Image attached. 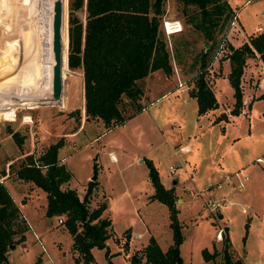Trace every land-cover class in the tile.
Listing matches in <instances>:
<instances>
[{
  "label": "rangeland",
  "instance_id": "1",
  "mask_svg": "<svg viewBox=\"0 0 264 264\" xmlns=\"http://www.w3.org/2000/svg\"><path fill=\"white\" fill-rule=\"evenodd\" d=\"M227 1L235 18L231 17L215 30L211 43L187 21L190 14L196 13L195 6L185 5L182 0H165L164 19L178 20L181 25L180 31L165 37L172 73L165 75L156 70L139 79L143 94L140 98L144 105L142 110L125 123L104 130L101 123L91 120L82 123L79 129L77 127L84 118L82 74L79 70L63 68L62 105L44 99L50 92L45 67L50 62L51 74L52 50L48 43L52 40V27L47 17L52 23V0H0V112H4L6 117L5 120L0 116V175L2 170L8 171L10 162L15 165L27 153L36 156L58 139L63 143L57 155L62 157L71 173L62 187H72L82 197L86 175L89 180L93 171L98 170V180L103 189L99 188L94 193V186L89 206L94 207L103 200L106 202L102 215L111 219V233L107 239L110 260L107 261L103 248L93 247L94 261L87 264H128L131 253L141 252V248L132 249L130 244L127 245L128 229L136 234L145 226L153 236H157L162 248L171 242L167 217L158 206L161 204L158 200L147 203L144 197L151 184L147 179L146 164L138 162L137 157L152 161L165 187H170L176 179L174 194L176 198L184 199L178 203L176 216L183 235L179 252L185 264H223L224 224L231 255L246 264H264V163L254 158L258 155L264 159V96L254 98L249 107L244 104L250 98L251 90L258 87L262 74L258 70V66H262L258 56L245 60L239 77L242 105L228 121L212 122L211 113L232 107L234 98L227 76L216 78L214 90L218 106L212 111L197 114L195 99L191 97L186 101L185 98L198 66V63L191 65L197 53L211 46L208 58L213 56L206 62L205 76L212 88L218 64L226 58L223 52H218L219 45L236 46L248 39L249 34L264 29V0ZM66 3L65 0V30ZM76 14L83 22L84 11L78 10ZM38 38H41L39 43L35 41ZM175 44L178 46L177 54L183 60L179 63L174 57ZM47 46L50 52L42 53V48ZM32 49H38L40 54L36 56ZM229 68L227 62L225 70ZM260 90L262 87L256 93ZM13 131L21 137L19 145L11 135ZM177 143H186L201 166L205 165L201 168L195 165L191 179L187 178L177 158L186 152L172 153L174 145L177 150ZM169 165L174 166V173L169 172ZM240 165L241 173L246 174L248 180L243 189L227 194L226 199L235 201L219 208L224 216L218 219L217 211L209 212L202 206L196 189L202 188L201 184L207 181L218 179L219 170H233ZM7 174L1 180L17 204L19 218L26 226L24 239L18 241L16 235L15 241L7 248V264H74L73 258L77 253L71 249V238L62 221L52 216L51 228L48 229L46 216L42 214L45 193L31 181L16 178L12 172ZM250 183L252 191L247 186ZM222 189L213 188L212 192L218 194ZM174 204L176 206V199ZM242 207L244 211H241ZM219 227L224 231L221 240L215 237ZM139 236L133 237L132 245H139L142 239L138 240ZM212 241L218 249L213 248ZM204 247L217 251L214 258L203 259L201 249ZM57 248L63 251L60 256L56 254ZM141 262H144L143 257Z\"/></svg>",
  "mask_w": 264,
  "mask_h": 264
},
{
  "label": "trees",
  "instance_id": "2",
  "mask_svg": "<svg viewBox=\"0 0 264 264\" xmlns=\"http://www.w3.org/2000/svg\"><path fill=\"white\" fill-rule=\"evenodd\" d=\"M164 2L165 0H67L66 33L65 24L63 29L64 51L67 42V66L79 70L82 74L83 122L91 120L101 123L104 130L122 124L144 107L140 103L143 94L138 80L155 70H161L165 75L172 73L171 56L165 38L167 34L162 28V20L165 18ZM182 2L195 6L196 13L190 14L187 21L192 23L206 40H211V43L214 41L215 30L220 29L233 15L227 0ZM78 10L84 11L83 22L76 14ZM50 20L48 16L47 21L51 27ZM39 40L41 41V38L35 39L37 43ZM49 45L51 47V43H48ZM48 46L42 48V53L50 52ZM177 47L175 44L173 49L176 50L174 55L181 59H177L179 63L183 60L177 54ZM228 48L230 52L224 56L229 61L227 78L234 98L230 112L237 114L242 105L239 77L245 60L257 53L264 62V29L249 34L248 39L237 46L228 45ZM210 49L211 46L202 49L191 62V65L198 63V66L188 93L195 98L198 114L216 107V99L205 76L206 62L213 56L212 54L208 58ZM33 51L36 56L40 54L38 49ZM49 70L50 62L45 67L50 90ZM260 96L263 97L264 92ZM0 116L6 120L4 112H0ZM79 125L80 122L77 127ZM11 135L19 145L21 137L17 136L15 131L11 132ZM62 143L63 141L58 139L48 144L36 156L27 153L19 158L15 165L10 162L7 172L1 171L0 264H7L6 253L9 244L15 241L16 235V240H23L26 229L19 218L17 204L1 180L2 176L11 172L16 178L31 181L45 193L44 214L46 217L61 218L63 227L71 238V249L77 253L73 258L74 264L93 262L91 247L103 248L109 261L106 240L110 237L111 220L110 217L102 215L106 202L103 200L94 207L89 206L96 179L87 180L82 197L78 196L74 188L62 187L71 177L70 171L57 155ZM144 163L153 188L149 197L164 203L168 209L171 243L165 250H161L155 239L150 236L140 253L130 254L128 264H184L179 252L183 235L176 216L174 189L163 186L149 159H144ZM227 240L225 228L221 248L223 264H244L242 259L231 255ZM216 253V250L209 252L205 248L201 249L205 260L214 258Z\"/></svg>",
  "mask_w": 264,
  "mask_h": 264
},
{
  "label": "crops",
  "instance_id": "3",
  "mask_svg": "<svg viewBox=\"0 0 264 264\" xmlns=\"http://www.w3.org/2000/svg\"><path fill=\"white\" fill-rule=\"evenodd\" d=\"M245 40H247V39H245ZM245 40H243V41H245ZM242 41V42H243ZM241 43V42H240ZM239 43V44H240ZM238 44V45H239ZM237 46V45H236ZM254 55H256V56H258V54L257 53H255ZM253 55V56H254ZM175 56V58H176V62L178 63V60L180 59H178V57H176V55H174ZM253 56H250V57H253ZM250 57H248V58H250ZM259 58V57H258ZM178 59V60H177ZM181 60V59H180ZM221 62V63H220ZM220 62H219V64H218V70H217V74L216 75H214L213 76V87H212V91H213V94H214V97H215V90H214V88H215V82H216V78L217 77H219V76H227V73H228V69L227 70H225V68H226V64H227V62H229L228 61V59L227 58H225V59H223V60H220ZM246 62V61H245ZM259 62L261 63V65L262 66H258V70L260 71L259 73H262L261 75H260V77H259V82H258V87L255 89V90H251V92H250V98H248V100H246L247 102L246 103H244V104H247V106L249 107L250 106V104L252 103V101H253V99L254 98H260L261 96H260V94L262 93V92H264V62H262L261 60H260V58H259ZM230 69V68H229ZM261 69H262V71H261ZM156 71V70H155ZM262 87V90H260L258 93H256L257 92V90H259L260 88ZM182 88V87H181ZM184 90V89H183ZM191 97L192 98H194L193 96H191V95H189V93L187 92V96H185V98H186V101H188V100H190L191 99ZM233 97V96H232ZM195 99V98H194ZM215 99H216V97H215ZM217 106H218V101L216 100V107H214V108H212V109H210V110H208V111H206L205 113H202V114H206V113H208V112H210V111H212L213 109H215V108H217ZM245 106V105H244ZM244 106H242V108L244 107ZM230 109L231 108H228V107H226L225 108V110H223V111H221V112H223V113H225V114H217L218 112L219 113H221L220 111H217L216 110V112H211L212 113V122H218V121H228L229 119V117L231 116V112H230ZM141 111V110H140ZM136 114V113H135ZM198 114V113H197ZM127 120V119H126ZM126 120L123 122V123H125L126 122ZM82 123H84L83 122V120H82V122L80 123V125H79V127L82 125ZM122 123V124H123ZM79 127H78V129H79ZM78 129H76L74 132H72V134L71 135H73V133H75ZM176 145H178V147H177V150L176 149H174V148H176V146L174 145L173 147V149H172V153L174 154V155H177V151H181V152H186V154H184L182 157H177L178 158V161H179V165L181 166V165H183V167H184V171H185V175L187 176V172L188 171H190V170H193L194 168H195V165H198L199 166V168H201L202 166L203 167H205V165H204V163H203V165L201 166V162L200 161H197V158H195V156L194 155H192V153H190V149H191V147H189L186 143H182V144H176ZM180 147H182V149H180ZM256 157H260V156H258V155H256L254 158H256ZM58 158L60 159V161L61 162H63L64 164H65V162L62 160V157H59L58 156ZM139 159H142V161H139ZM144 159H148V158H138L137 157V161L138 162H142V163H144ZM263 159V158H262ZM150 160V159H149ZM264 160V159H263ZM151 161V160H150ZM256 161V160H255ZM152 162V161H151ZM257 162H259V161H257ZM261 162V161H260ZM264 163V162H263ZM95 165H96V163H95ZM226 165V164H225ZM227 167V166H226ZM97 168V167H96ZM236 168H242L241 167V165L240 166H238V167H236ZM232 170V169H231ZM231 170L230 169H228V168H226V169H222V170H219V172H218V175H217V177H218V179H216L215 181H207V182H205V183H203V184H201L202 185V187L203 186H205L206 184H208V183H214V182H217V181H220L228 172H231ZM233 170H234V168H233ZM193 172V171H192ZM208 174V173H207ZM193 177V176H192ZM187 178H189L188 176H187ZM147 179H149L148 178V176H147ZM189 179H191V178H189ZM201 179V177L199 178V180ZM206 179V177H204V179L203 180H205ZM88 180V175H86V178H85V182ZM173 180H175V183H176V179H173ZM173 182V181H172ZM199 182H201V181H199ZM174 182H173V184L170 186V187H172L173 186V189L175 190V188H174V184H175ZM192 184L193 185H196L194 182H192ZM95 190L93 191L94 193H96L98 190H99V188H100V190L101 189H103L102 188V184L100 183V181L98 180V170L96 171V184H95ZM164 186V185H163ZM248 186V189L249 190H251L252 191V189H253V187H252V183H250V184H248L247 185ZM165 187V186H164ZM223 188V189H222ZM222 188H220V189H222V190H220L219 191V193L218 194H224L225 196H227V194L229 193V192H231V191H228L227 189H226V186H223ZM235 190H239V189H237V188H233V191H235ZM152 191H153V188H152V186L148 189V191H147V193L145 194V198H146V200H147V203H149V202H151L152 200H155V201H157V199H151L150 197H149V195L152 193ZM184 191H186V192H188V190L187 189H185ZM176 193V192H175ZM235 196V195H234ZM232 199V198H231ZM230 199V200H231ZM184 201V199H183V197H179V198H176V208L177 209H179V204L178 203H182ZM233 202L235 201L234 199L232 200ZM146 202V201H145ZM159 204H161V205H158L159 206V209H160V211H162L163 213H165V217H167V225H168V209H167V207H166V205L165 204H163V203H161V202H159V201H157ZM237 202V201H236ZM44 209H45V207L43 208V211H42V214H44ZM223 216H224V213H223V211H221L220 209L219 210H217V212H216V217L218 218V219H223ZM46 219H47V224H48V229H50L51 227H50V225H51V219H52V217H50L49 219H48V217H46ZM111 220V219H110ZM112 227V226H111ZM33 228H36V226H34V224H33ZM224 228H226V234H227V239H228V231H227V226L224 224ZM32 229V228H31ZM113 231V230H112ZM32 232H34V231H32ZM151 231L149 230V229H147L145 226H144V228H143V230H141V231H139V232H137L136 234L131 230L130 231V229H128V235H127V238H125V241L127 242V245L128 244H130L131 246H132V249H140V248H142L146 243H147V241H148V238L151 236V237H153L154 239H155V241H156V243L158 244V246L160 247V249L161 250H165L167 247H168V245H167V247H165V248H162L160 245H159V243H158V240H157V236H153V234H151L150 233ZM34 234V233H33ZM113 234L114 235H116L115 234V232L113 231ZM35 235V234H34ZM135 235H140L139 237V239L138 240H140L141 238V241H139V245H132V244H134L133 242H134V240H133V237L135 236ZM118 236V235H117ZM52 239V241H54L55 240V238L54 237H52L51 238ZM106 243H107V245H108V241L106 240ZM120 243V242H119ZM118 243V244H119ZM171 243V242H170ZM169 243V244H170ZM227 244H228V247H229V244H230V242H229V239L227 240ZM212 246H213V248H216V249H218L219 247H216L215 246V242L214 241H212ZM205 248V247H204ZM92 249H93V247H91V253H92ZM206 250H208V251H211V250H209L208 248H205ZM229 249V248H228ZM63 254V251L62 250H59L58 248H57V253L56 254H58L59 256H60V254ZM232 254V253H231ZM47 256H49V255H47ZM93 256V255H92ZM110 260V259H109ZM209 260V259H208ZM184 263V262H183ZM185 264V263H184ZM244 264H246L245 262H244Z\"/></svg>",
  "mask_w": 264,
  "mask_h": 264
},
{
  "label": "built area",
  "instance_id": "4",
  "mask_svg": "<svg viewBox=\"0 0 264 264\" xmlns=\"http://www.w3.org/2000/svg\"><path fill=\"white\" fill-rule=\"evenodd\" d=\"M233 19L235 18V15L233 14L231 16ZM231 24H233V21L231 19ZM162 28L165 34H169L175 31L181 30V25L178 20H162ZM258 29H261L260 26H258ZM218 52H223L224 55L228 54L230 52L228 46L221 43L219 45ZM216 52V53H218ZM182 149V147H180ZM256 161H262L264 160L261 157H256ZM182 169H184L183 165H181ZM168 170L170 173H174L175 169L174 166L169 165ZM242 168H237L232 170L231 172L227 173L220 181L214 182V183H208L202 188L196 189V194L201 198L202 200V206L205 207L209 212L217 211L220 207L223 205H231L233 204L232 200L226 199V196L224 194H215L212 192L213 188L220 189L223 186H226V189L228 191L233 190V188H237L239 190L243 189L245 186V182L248 180V176L246 174L241 173ZM194 173L192 170L187 172V176L189 178H192ZM241 211H244V208H241ZM58 221H61V218H58ZM223 228L219 227L215 232V237L218 240L222 239L223 235Z\"/></svg>",
  "mask_w": 264,
  "mask_h": 264
},
{
  "label": "water",
  "instance_id": "5",
  "mask_svg": "<svg viewBox=\"0 0 264 264\" xmlns=\"http://www.w3.org/2000/svg\"><path fill=\"white\" fill-rule=\"evenodd\" d=\"M67 2V0H66ZM67 6V3H66ZM52 40H51V50H52V64H51V74H50V92L45 100L60 101L61 91H62V70L61 64L63 59V48L61 41V16H62V0H52ZM66 22H67V12H66ZM66 64H67V51H66ZM142 161V159H139ZM96 179V170L93 171L89 180ZM175 182V180H173ZM50 217H48L49 219ZM12 243L9 244V246Z\"/></svg>",
  "mask_w": 264,
  "mask_h": 264
},
{
  "label": "bare ground",
  "instance_id": "6",
  "mask_svg": "<svg viewBox=\"0 0 264 264\" xmlns=\"http://www.w3.org/2000/svg\"><path fill=\"white\" fill-rule=\"evenodd\" d=\"M32 4V3H31ZM63 5H64V2L62 0V16H61V41H62V48H63V59H62V64H61V70H62V75L63 74V68H67V64H66V52L67 51V42H66V49L64 51V42H63V27H64V24H65V14L63 13ZM65 33H66V30H65ZM38 67V66H37ZM56 102H59L60 105H62V101H56Z\"/></svg>",
  "mask_w": 264,
  "mask_h": 264
}]
</instances>
